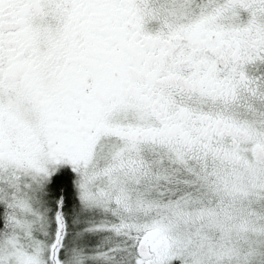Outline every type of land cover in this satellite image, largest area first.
<instances>
[{
	"label": "snow or ice",
	"instance_id": "snow-or-ice-1",
	"mask_svg": "<svg viewBox=\"0 0 264 264\" xmlns=\"http://www.w3.org/2000/svg\"><path fill=\"white\" fill-rule=\"evenodd\" d=\"M0 264H264V0H0Z\"/></svg>",
	"mask_w": 264,
	"mask_h": 264
}]
</instances>
